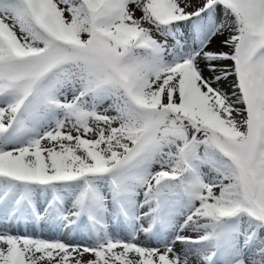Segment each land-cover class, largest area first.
Wrapping results in <instances>:
<instances>
[{
    "label": "snow or ice",
    "instance_id": "1",
    "mask_svg": "<svg viewBox=\"0 0 264 264\" xmlns=\"http://www.w3.org/2000/svg\"><path fill=\"white\" fill-rule=\"evenodd\" d=\"M0 264H264V0H0Z\"/></svg>",
    "mask_w": 264,
    "mask_h": 264
},
{
    "label": "bare ground",
    "instance_id": "2",
    "mask_svg": "<svg viewBox=\"0 0 264 264\" xmlns=\"http://www.w3.org/2000/svg\"><path fill=\"white\" fill-rule=\"evenodd\" d=\"M213 48H216V49H219L220 48V41L219 39L216 40L213 45H212ZM28 234H31V235H41L45 238H55V233L50 231L47 227H44L42 229V231L38 232L36 230H34V228H29L28 230Z\"/></svg>",
    "mask_w": 264,
    "mask_h": 264
},
{
    "label": "rangeland",
    "instance_id": "3",
    "mask_svg": "<svg viewBox=\"0 0 264 264\" xmlns=\"http://www.w3.org/2000/svg\"><path fill=\"white\" fill-rule=\"evenodd\" d=\"M35 230V229H34Z\"/></svg>",
    "mask_w": 264,
    "mask_h": 264
}]
</instances>
